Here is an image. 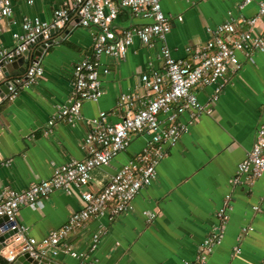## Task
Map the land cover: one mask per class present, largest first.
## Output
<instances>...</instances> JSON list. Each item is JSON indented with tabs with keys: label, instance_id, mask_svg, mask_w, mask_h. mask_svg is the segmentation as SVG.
<instances>
[{
	"label": "crops",
	"instance_id": "crops-1",
	"mask_svg": "<svg viewBox=\"0 0 264 264\" xmlns=\"http://www.w3.org/2000/svg\"><path fill=\"white\" fill-rule=\"evenodd\" d=\"M63 1L27 4L11 0V15L0 19V45L13 49L20 42L24 18L49 22ZM167 1L162 11L170 17L169 32L149 45L134 38L123 59L101 56L100 70L107 68V73L100 74V98L84 101L76 121L48 126L71 93L73 64L91 55L94 29L80 26L75 17L68 23L72 27L67 34L63 35V28L53 32L52 43L41 48V56L32 61L41 65L43 75L27 88L18 87L13 98L0 102V193L5 188L25 189L49 178L56 165L84 158L82 142L91 127L87 120L105 111L108 123L118 122L123 114L117 106L121 95L135 96L134 108L143 103L147 91L140 76L163 69V47L172 57L184 58L187 46L203 44L211 30L223 22L237 23L246 30L248 26L239 21L255 17L261 0ZM148 21L119 8L113 26L121 31ZM251 31L264 38V20H258ZM237 56L243 63L237 72H227L216 82L195 88L198 102L209 112L200 113L175 145H163L165 155L156 166L155 180L138 192L132 208L120 215L107 212L90 219L66 238L78 255L59 250L50 258L54 264H196L203 240L220 223L217 213L226 199L230 209L223 238L204 264H264V171L250 182L241 177L233 183L257 129L264 127V49L238 52ZM12 80L18 85L17 78ZM187 118L186 113L181 116L182 121ZM147 141L144 134L133 135L126 150L108 165L91 170L86 187L98 190L105 186ZM76 194L75 190H56L36 206L20 207L17 219L30 237L41 239L80 208ZM246 226L252 231L244 235L241 229ZM99 228L105 232L91 251V236Z\"/></svg>",
	"mask_w": 264,
	"mask_h": 264
},
{
	"label": "built area",
	"instance_id": "built-area-1",
	"mask_svg": "<svg viewBox=\"0 0 264 264\" xmlns=\"http://www.w3.org/2000/svg\"><path fill=\"white\" fill-rule=\"evenodd\" d=\"M245 3L251 0H244ZM32 4L34 0H25ZM119 8L127 9L136 18L148 19L141 25L131 26L117 31L113 23ZM11 0H0V19L11 15ZM77 18L83 27H92L91 55L76 61L72 66V89L66 104L60 106L48 120V126L58 121L73 122L80 117V108L84 101H97L102 95L100 57L108 56L123 59L127 49L137 38L142 44L149 45L156 38H163L170 30V17L166 16L159 0H64L53 11L52 20L47 22L37 17L24 18L20 42L11 50L0 45V63L6 64L16 60L37 36L47 37L53 27L64 28ZM179 19V18H178ZM258 20H264V0L258 4L257 15L253 18L240 19V25H247L246 30L238 24L228 21L216 26L210 37L201 45L187 46L186 57L174 58L166 47L161 49L164 67L143 73L140 79L147 91V98L135 107V96H119L118 109L122 116L115 123H108V113L102 111L98 116L87 120L91 127L82 146L85 157L70 159L56 165L52 175L31 183L27 188L14 190L5 188L0 193V218L6 217L11 223L10 229L16 230L9 241L13 244L3 258L13 263L18 256L28 254L33 259L51 258L59 250L72 256L77 252L66 238L78 232L93 218L110 212L120 215L129 211L131 202L144 187L150 186L156 177V166L165 155L163 145H175L188 125L205 110L197 100L194 92L198 84L216 82L227 72L235 73L241 68L237 53L251 54L253 50L264 49V38L253 34L251 28ZM43 75V68L38 62L26 69L25 78L18 80V85L9 87L8 97L13 98L18 87L27 88L36 83ZM219 91V87L215 92ZM215 98V97H214ZM186 113V121L181 116ZM148 136L145 147L132 158L123 163L110 177L108 183L98 190L89 187L91 170L108 165L119 153L126 150L133 135ZM264 171V127L257 129L253 145L246 157L238 164L233 183L243 177L250 182ZM61 190L72 193L80 208L73 212L61 226L49 230L41 239L28 235L27 227L17 219L22 206H36L52 192ZM230 209L226 199L223 208L217 213L220 223L207 235L201 245L196 264H204L206 256L214 245L223 238L224 223ZM257 209L256 206L253 207ZM149 218L152 216L147 213ZM102 228V227H101ZM99 228L90 240L89 249L94 251L105 230ZM252 231V227L241 229L242 234Z\"/></svg>",
	"mask_w": 264,
	"mask_h": 264
},
{
	"label": "water",
	"instance_id": "water-1",
	"mask_svg": "<svg viewBox=\"0 0 264 264\" xmlns=\"http://www.w3.org/2000/svg\"><path fill=\"white\" fill-rule=\"evenodd\" d=\"M72 24H67L63 28V35L67 34L71 29ZM61 31L60 28L53 27L49 30V33L46 38L42 35L37 36L35 41L30 44V46L21 53V55L14 61L10 63H0V102L8 97L10 94L9 87L11 85L16 86L13 78L18 80L25 78L26 69L32 64L33 57H40L42 54V49H45L48 45L52 43L53 32ZM35 46V47H34ZM11 223L8 222L6 217L0 218V256L6 253V251L13 245L9 244L12 234L16 230L10 229ZM0 264H3L0 262ZM6 264H11L7 262ZM13 264H54V262L49 258H38L33 259L28 256V254H23L17 257Z\"/></svg>",
	"mask_w": 264,
	"mask_h": 264
},
{
	"label": "rangeland",
	"instance_id": "rangeland-1",
	"mask_svg": "<svg viewBox=\"0 0 264 264\" xmlns=\"http://www.w3.org/2000/svg\"><path fill=\"white\" fill-rule=\"evenodd\" d=\"M159 1H160V0H159ZM164 4H165V5H168L169 2H168L167 0H164V2L162 1V2L160 3V6L162 7L161 9H163V10H164ZM239 62H240V61H239ZM240 64H241V68H242L243 63L240 62Z\"/></svg>",
	"mask_w": 264,
	"mask_h": 264
},
{
	"label": "trees",
	"instance_id": "trees-1",
	"mask_svg": "<svg viewBox=\"0 0 264 264\" xmlns=\"http://www.w3.org/2000/svg\"><path fill=\"white\" fill-rule=\"evenodd\" d=\"M0 262L3 263V264H6L7 263V261L3 257H1V256H0ZM11 264H13V263H11Z\"/></svg>",
	"mask_w": 264,
	"mask_h": 264
}]
</instances>
